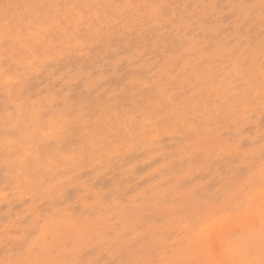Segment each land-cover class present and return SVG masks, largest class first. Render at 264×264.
Instances as JSON below:
<instances>
[{
  "label": "rangeland",
  "instance_id": "rangeland-1",
  "mask_svg": "<svg viewBox=\"0 0 264 264\" xmlns=\"http://www.w3.org/2000/svg\"><path fill=\"white\" fill-rule=\"evenodd\" d=\"M0 264H264V0H0Z\"/></svg>",
  "mask_w": 264,
  "mask_h": 264
}]
</instances>
